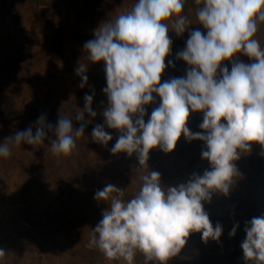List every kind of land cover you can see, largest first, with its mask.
<instances>
[{
	"label": "clouds",
	"instance_id": "clouds-1",
	"mask_svg": "<svg viewBox=\"0 0 264 264\" xmlns=\"http://www.w3.org/2000/svg\"><path fill=\"white\" fill-rule=\"evenodd\" d=\"M186 0H135L131 9L103 21L94 37L83 45V57L74 69L80 88L88 82L90 64L103 63L107 105L103 124L91 131V141L107 147L119 133L110 152L138 161L139 190L125 199V190L108 183L94 199L106 205L102 219L92 228L88 247L107 260L135 264H168L179 255L193 233L202 240L220 241L223 226L213 225L205 210L213 194L227 196L241 174L236 161L254 145L264 157V47L256 38L264 23V0H194L195 22L185 14ZM203 29V31L201 30ZM188 32L185 47L176 53L185 75L162 82L166 68L175 63L174 32ZM230 64V69L228 65ZM153 107L147 121V106ZM94 93L84 96V107L73 119L61 115L55 125L41 114L35 126L16 131L0 143V157L8 158L21 144L39 145L46 139L54 156L70 155L85 127L97 116ZM202 114L201 131L188 127L190 115ZM85 114L91 119H85ZM77 123L79 126L77 127ZM183 137L199 140L201 159L209 164L202 174L192 173L176 186H165L161 174L150 168L149 154L175 150ZM240 228L233 225L229 237ZM246 236L240 247L245 264H264V214L244 222ZM5 250L0 248V257Z\"/></svg>",
	"mask_w": 264,
	"mask_h": 264
},
{
	"label": "rangeland",
	"instance_id": "rangeland-1",
	"mask_svg": "<svg viewBox=\"0 0 264 264\" xmlns=\"http://www.w3.org/2000/svg\"><path fill=\"white\" fill-rule=\"evenodd\" d=\"M134 2L0 0V143L16 131L34 127L41 114L55 125L60 112L75 124V113L84 107L86 94L94 93L92 107L97 116L85 128L103 124L101 112L107 105L102 92L106 87L103 63L89 65L84 88L79 87L74 69L80 60L86 62L82 49L94 37V30L130 10ZM195 8L194 0H186L185 14L193 21L189 31L200 27ZM169 35L172 55L166 63L172 60L175 68H166L162 82L184 76L187 68L175 56L185 47L188 32L182 37L174 32ZM256 38L264 47V23ZM155 100L156 104L147 106L146 121L159 104V97ZM85 119L91 118L85 114ZM202 119L200 113L190 115L192 132L201 131ZM49 142L21 144L8 158L0 157V248L5 250L0 264H124L107 260L88 243L106 207L94 199L95 192L112 183L124 188L125 199L131 198L139 190L142 174L137 159L123 153L113 155L111 141L107 147L93 143L89 131L76 141V148L87 156L83 160L74 151L54 156ZM203 147L199 140L188 142L181 137L171 153L152 150L148 164L161 174L162 184L176 186L192 173L202 174L209 168L201 159ZM260 151L254 145L250 154L241 155L235 162L241 176L235 178L233 189L227 196L213 194L211 203L204 205L213 225L223 226L220 241L205 243L200 233H193L168 264H245L240 247L246 236L244 222L264 214V157ZM77 161L85 168L76 169ZM93 178H99V183L90 186L85 180ZM236 223L239 236L232 243L229 232ZM135 264H144L140 254Z\"/></svg>",
	"mask_w": 264,
	"mask_h": 264
},
{
	"label": "trees",
	"instance_id": "trees-1",
	"mask_svg": "<svg viewBox=\"0 0 264 264\" xmlns=\"http://www.w3.org/2000/svg\"><path fill=\"white\" fill-rule=\"evenodd\" d=\"M2 118H3V120L4 119H6V117H4L3 115H2ZM4 121H6V120H4ZM87 129V130H86ZM92 129H93V127H87V128H85V131H89V132H91L92 131ZM111 134H112V136H113V140L110 142L112 145L115 143V140H116V137L119 135V133L118 132H116V131H114V130H108ZM74 153L76 154V156H78V158L80 159V160H83L84 158H86L87 156L86 155H84L83 154V151H80L79 149H75L74 150ZM153 153H151V155H152ZM76 169H78V170H82L83 168H85V166L84 165H82V164H80L78 161H77V163H76ZM101 176H103V174H101ZM98 180H100L99 178L97 179H86L85 181L86 182H88V184L90 185V186H92V185H95L96 183H99L98 182ZM238 236H239V232L233 237V238H231V241H232V243H233V241H236L237 239H238Z\"/></svg>",
	"mask_w": 264,
	"mask_h": 264
}]
</instances>
